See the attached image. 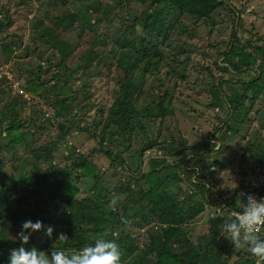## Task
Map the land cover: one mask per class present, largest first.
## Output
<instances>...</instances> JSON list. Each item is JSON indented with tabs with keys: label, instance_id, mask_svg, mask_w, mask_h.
<instances>
[{
	"label": "trees",
	"instance_id": "obj_1",
	"mask_svg": "<svg viewBox=\"0 0 264 264\" xmlns=\"http://www.w3.org/2000/svg\"><path fill=\"white\" fill-rule=\"evenodd\" d=\"M22 1L20 0L17 6H20ZM61 1L64 2L63 4L78 1L84 7L88 6L87 0ZM139 1L146 6L145 11L138 18H134V22L129 27H125L123 33H117L118 36L112 41L117 54H114V57L117 56V59L114 64L109 63V66L104 60L106 58L104 55L97 56L90 52V55L84 56L83 65L78 66L73 73H70L67 68L68 56L71 53L70 46L64 41L56 40L58 37L56 27L66 29L78 20H86L88 14H78L80 9L69 13L65 8L63 15L54 16L50 21H45L47 12L36 21L31 30L35 32L32 33L31 40L43 41L50 45L52 58H54L51 61H54L55 66L64 72V76H61L59 72L53 74L50 80L55 81L51 83L67 86L75 79L76 71H85L83 73L85 75L89 70L91 72L98 67H101V73L115 75L113 82L117 88L111 92L112 102L106 113L98 111L99 118L95 117L94 112L89 113L94 107L95 100L93 93L86 85H82L81 90L71 88L73 96L62 97L58 90L52 92L49 80L39 81L40 76H36L35 80L31 78L25 86L22 85V90L26 91V95L30 97L29 110L35 109L36 114L46 122L59 121L58 130L61 137L67 135L74 137V134L70 133L72 129L77 130V135H85V139L77 146L78 149H82L83 144L93 140V146L87 155L96 151V146H98V151L105 154L111 168L116 166L113 165L116 160L123 162L119 158L113 159L107 148L117 134L129 142L133 136H137L133 135L135 132L141 133L147 128L156 127L152 135L153 137L155 133H158L156 138L147 140L146 144L141 142L138 146L139 142H136L129 146L130 150L135 149V155L139 156L150 148L159 149L162 154L149 159L147 172H140L137 168L136 173H139V176L133 178L134 182L127 181L121 189L116 188L115 194L100 187L99 191L102 196L98 203L97 192L94 191L91 196L78 198L80 188L85 187L80 184L86 177L93 178L95 182L91 190H94L96 183L102 179V173L97 175L95 165L87 162L88 158L76 154L70 168L54 166L50 164L53 160L52 145L31 147L30 142L27 143L25 153L30 156L24 162L23 168L26 169L25 165L31 166L32 171H24L17 180H12L7 186H3L6 184V179L0 178V264H8L10 250L19 247L20 242L16 234L20 231L22 222L27 219L33 222L39 219L45 226L53 227L51 237H48L43 229L34 232L25 245L27 249L36 247L47 251L54 244V249H63L66 254L69 252L71 255L82 247L93 244L97 238L103 237L118 243L121 250V263L126 262L124 264H256L255 257L249 254L245 257L247 255L240 252L236 255L238 257L236 261L231 262L230 255L234 251L233 245L230 242L223 245L219 243L222 236L216 237L222 229L224 219L222 215H217V211L211 219H208L209 241L206 244H194L187 236V224L191 223L194 217L201 212L195 211L194 214L193 211H186L183 206H180L179 212L182 214L172 216L171 209L181 202V200L177 201L182 190L179 185L181 183L190 185L194 191L186 196L191 204L190 208L203 207L205 203L209 206L216 203L224 204L223 208L228 209V212L241 211L244 201L242 192L253 188L260 194H264V144L256 145L255 140H250L246 142L245 148L239 155L229 153L226 158L222 160L219 158L226 150L223 146L225 137L222 130L238 133L240 125L250 119L254 104L260 100L264 106V48L258 45L252 50L247 48L250 47V41L243 44L242 37L235 31L232 32L227 42L220 43V47L226 44V50L221 52V55L225 57L224 66L214 62L215 67L226 74L231 71L242 73L245 70H252L254 77L247 81L237 80L238 88L230 87L233 81H227L223 77L219 78L218 82H216L217 79L207 82L205 89L207 88L212 97L210 106L225 107L226 114L221 122L224 127L219 130L215 129L216 133L212 135L215 142L211 141L203 145L207 148L202 151L198 150L200 149L198 143L187 147L186 142L178 141L174 142L176 147L173 146L177 151L169 147L168 152L164 144L162 145L166 139L161 138L163 135L161 130L163 128L165 133L170 130L167 119L178 114L179 106L172 103L174 95L167 91L157 92L158 102L151 100L146 106H141L139 100L143 88L156 80L154 75L159 71L163 61L167 58L173 62L176 60V57L170 54L171 52L182 54L184 51V48L179 50L181 48L179 43L173 40L175 33L183 31V24H177L178 21L182 22L181 18L186 16L205 26L209 20L214 22L213 19L216 18L220 8L228 10L230 6L224 0ZM53 2L55 3V0ZM13 9L10 5L0 9V33L4 34L0 38V47L3 56L15 54L16 49H21L22 54L26 50L30 51L29 47L24 44L25 42L23 43L21 39L18 40L8 32L12 26ZM89 22L88 20L86 25L90 26L89 29H93L96 25H90ZM100 22L99 20L98 23ZM46 23H50V27ZM229 23L232 24L233 29L238 26L242 27V24L235 19L230 20ZM211 26L210 31L209 25L207 26L209 38L213 33L212 29L216 28V23L214 22ZM1 39L4 41L1 42ZM19 55L20 53L16 54V57L21 56ZM38 67V71L41 72L43 68ZM206 69L209 71V68ZM22 78L23 75L20 74L18 80ZM181 78H183L182 75ZM2 85L3 81L0 79V130L6 132L9 141L0 145L1 159L6 157L10 151L15 152L19 147L24 146L22 141L25 128L29 122L34 120L33 115H29V119H24L22 124L21 111L25 109L23 96L14 94L13 97L8 98L9 88H3ZM159 89L165 88L161 86ZM174 89L179 91L181 87L176 85ZM176 99L180 102L178 98ZM87 106L90 109L85 112ZM43 109L52 110L53 117L45 118ZM85 117L89 120L87 126L85 124L80 127V123L75 124L76 120L81 121ZM259 121L263 124L261 127H264V119H259ZM39 126L40 129L45 128L42 121ZM48 130L44 129V132L48 133ZM262 132L264 133V130ZM58 137L60 136L57 131ZM193 145L197 150L189 158L185 155L189 154L188 151L192 150ZM2 149H7V152L2 153ZM181 151L185 152L182 154ZM172 152L174 155H179L175 164L168 163V153ZM235 156V161L239 163L238 173L244 179H247L246 170L249 169L255 177H261L262 182L256 183L254 187L241 184L238 188L231 189L232 193L225 196L222 193L224 190L219 192L217 183L215 186L214 179H208L205 175L208 173L210 177L220 179L222 178V176L219 177L221 173L222 175L225 172L230 173L231 170L227 167L229 161ZM0 164L3 165L2 162ZM2 169L1 166L0 175H2ZM181 172L188 175L187 179L180 177ZM136 173L132 172L134 175ZM132 174L131 177H133ZM174 186H178L177 192H173ZM212 192L218 194L213 196ZM117 195L119 198L113 207L110 201L116 199ZM93 216L97 218L95 224L90 222ZM98 221H101L102 225L97 224ZM144 225L147 226L145 233L148 243L146 246H139V243L132 239L131 230L135 227L140 229ZM59 233H65L68 239L66 241L57 240ZM261 233L264 234V227Z\"/></svg>",
	"mask_w": 264,
	"mask_h": 264
},
{
	"label": "rangeland",
	"instance_id": "obj_2",
	"mask_svg": "<svg viewBox=\"0 0 264 264\" xmlns=\"http://www.w3.org/2000/svg\"><path fill=\"white\" fill-rule=\"evenodd\" d=\"M19 1L20 0H0V9L6 5H10V7L14 8L12 13V26L8 32L13 34L18 40L21 39L23 43L25 42L24 44L29 47L30 51L26 50L25 53L22 54L21 49H16L15 54H7L3 56L0 47V79L3 81V88H9L8 98L13 97L14 94H19L23 96L22 100H25V105L23 106L25 109L21 111L22 124L24 123V119H29V115H33L34 120L29 122L25 128L26 131H24L25 135L22 141L24 146L19 147L15 152L10 151L8 155L6 154V157L1 156L2 159L0 158V162L3 163V165L0 164V167H3L0 178L6 179V184L3 186H7L12 180H17L24 171H32L31 166L25 165L26 169L23 168L24 162H26V159L30 156L25 153L27 143L30 142L31 147H41L49 144L48 146L52 145L54 148L53 160L50 163L51 165L70 168L75 159V155L79 154L83 158H88L87 162L95 165V172L97 175L102 173V179L96 183L94 190H91V186L95 184L93 178L86 177L80 184L85 187L84 189L80 188V194H78V198H83L84 196H91L93 193L92 191L97 192V202L100 203L102 196L99 191L100 187L101 189L112 191V193L115 194L116 188L117 190L121 189L122 186H124L123 184L127 181H130L131 183L134 182L133 178L135 179L139 176V173H136L137 168L140 169V172H147L149 170V166L147 165L149 160H146L148 156L145 155L144 158L142 155L141 157L135 155L136 150H130L131 147L129 145L139 142V146L141 142L146 144L147 140L156 138L158 133H155L152 137L156 127L147 128L141 133L135 132L133 135L137 136H133L129 142L122 139L123 137H120V135L117 134L108 144L107 148L111 152L113 159L119 158L123 160V162L116 160L113 164L116 166L113 168L109 167L110 163L105 154L98 151V146H96V151H92V153L87 155L89 149L93 146V140H91L92 142H86L83 144L82 149H78L77 146L85 139V135H77V130L72 129L70 132L74 134V137L69 135L61 137L58 130L59 121L54 120L46 122L44 119L42 120L40 115L38 116L36 114L35 109L29 110L30 97L26 95V91L22 90V85L25 86L27 81L31 78L35 80L36 76H40L39 81L47 82L49 80V83L55 81L54 79H50L56 72H59L61 76H64L63 70L61 68L58 69L55 66L54 61H51L54 60V58H52V49L50 48V45L43 43V41L38 42L37 40H31V37L33 36L32 33H35L31 30L36 21L47 12L48 15L45 21H50L54 16L63 15L65 8L68 9L69 13L76 12L77 9H80L78 14H88L86 20H78L66 29L55 26L58 30V37L56 40L64 41L70 46L69 49L71 50V53L68 56L67 68L70 70V73H73L78 66L83 65L84 56L86 54L90 55V52L97 56L99 54L104 55L106 57L104 60L108 62L107 66H109L110 64H114L117 59V56H115L116 58L114 57L116 49L113 46L112 41L119 33L124 32L125 27H129L132 22H134V18H138L145 11L146 6L139 0H87L88 6L86 7L78 1H69L68 3L63 4L64 2L61 0H55V3L53 0H23L22 4L17 6ZM224 2L230 6V9L227 10L225 8H220L216 18L213 19L216 23V28L212 29L213 33L210 35V38L209 33L207 35V26L209 25L210 31L212 27L211 24H214L212 20H209V24L207 23L205 26L202 23H196L193 19L186 16L181 18L182 22H177V24H183V31L182 33H175L173 40H175L174 42L179 43L181 47L179 50L184 48V51L182 54L176 53L175 51L171 52L170 54L175 56L176 60L173 62L167 58L163 61L159 67V71L154 75L156 80L151 84H147L143 88L140 97L141 99L139 100L141 106H146L151 100L158 102V91H161L162 93L164 91H167L168 93L171 92V94L174 95V98L172 97V103L179 106L178 114H176L175 117L172 116L167 119L170 130L167 131V133L163 131V128L161 130L163 133L161 138L163 137L166 139L163 141L162 145L164 144V148L168 149V152L170 148L174 149L173 146L176 147L174 142L176 143L178 141L186 142L185 146L187 147L198 143V146L200 147L198 150L202 151L207 148L203 145H207L208 142L211 141L215 142L212 137V135L216 133L215 129L219 130L224 127L221 122L226 114L225 107L210 106V104H212V97L207 88L205 89L207 82H211L213 79H217L216 82H218V79L223 77L224 79H227V81H233L230 87L233 86L234 88H238L239 85L236 82L237 80L247 81L254 77V72L252 70H245L242 73L235 71H231L227 74L223 73L215 67L214 62L220 66H224L223 59L225 57L221 55V52L226 50V44L221 45L220 47V43L227 42L234 31L242 37L241 42L243 44L250 41V47L247 48L252 50L256 45L264 48V0H224ZM147 5H150V3H147ZM108 19L110 21H108ZM232 19L239 21L242 24V27L238 26V28L233 29L232 24L229 23ZM88 20L90 21V25H96L93 29H89L90 26L86 25ZM99 20L101 21L100 23H98ZM226 23L227 25H225ZM46 25L50 27V23H46ZM217 28L219 30H216ZM3 35V33H0V38H2ZM251 35L253 37H251ZM3 41L4 39H1V42ZM52 43L53 42H51V44ZM19 53L21 56L19 55L20 57H16V54ZM50 63L51 65H49ZM38 66L43 68L41 72L38 71ZM100 68L101 67H98L91 72H89V70V73L87 72L85 75H83L85 71H76L75 79L70 81L67 86H58L56 83H51V86L49 87L52 92L58 90L59 94H62V97H70L73 96L71 88L81 90V86L86 85L90 89V92L93 93L95 100L94 107L89 113L94 112V114H96L95 117L99 118L100 113L98 111L106 113L112 102L111 92L117 88L113 82L115 75L101 73ZM206 68H209V71ZM20 74L23 75L22 80H18ZM181 75L183 78H181ZM176 85L181 87L179 91L174 89V86ZM161 86H164L165 89L160 90L159 87ZM68 89L70 90L68 91ZM52 95L54 96L53 93ZM176 98L180 100L181 104ZM89 109L90 108L87 106L84 111L86 112ZM43 111L45 118L53 117L52 110L45 111L43 109ZM249 118V120L240 125L238 133H235L234 131L228 132L227 130H222L223 132L221 131L225 137L223 146L226 147V150L219 157L221 160L226 158L229 153L239 155L245 148L246 142L250 140H255L254 144L256 145L264 144V133L262 132L264 127H261L263 124L259 121V119H264V106H262V101L259 100L254 104ZM41 121L45 126L44 129H49L48 133H46V131L44 132V129H40L39 125ZM88 121V118L85 117L81 121L76 120L75 124L80 123V127L85 124L87 126ZM50 124H52V126ZM35 129L38 130L35 131ZM57 131L61 138H57ZM218 135L220 134L218 133ZM220 136L222 137V135ZM8 141L6 132L1 129L0 145L6 144ZM194 148L195 146L193 145L192 150H189V154L185 156L190 158L191 154L197 150ZM217 148L218 146L216 149ZM7 149H2L1 152L5 153L7 152ZM159 151L160 152L155 153L156 156L162 154L161 150ZM185 151H181L180 153L183 154ZM168 155V163L175 164V160L179 155H174V152L168 153ZM236 156L233 158L231 157L232 159L229 161L227 168L231 170L230 173L225 172L223 175L222 173L219 175V177L222 176V178L218 179V177H210L208 173L205 175L208 179H214L215 186H219V192L224 190L222 193H224L225 196L232 193L230 191L231 189L234 190L241 186V184L254 187L256 183L261 182V177H255L250 173L249 169L246 170L247 179H244L238 173L239 163L235 161ZM123 163L124 166H122ZM131 171L136 173V175L132 174ZM131 174L133 177L130 176ZM187 176V174L180 173L181 178L187 179ZM149 184H151L150 181ZM179 185L182 190L177 201L179 202L181 200V202L177 207L171 209L172 216L182 214L179 212L180 206H183V209H186V211H193L194 214L195 211L201 212L194 217L191 223L187 224V236L194 244H206L210 238V235H208L210 234V224L208 223V219H211L215 211L218 212L217 215H222L224 217L229 214L228 209L223 208L224 204L219 205L216 203L211 205L212 207L205 203L203 207L194 206L190 208L189 205L191 204L186 196L187 194L194 193V191L190 185L187 186L184 183ZM177 189L178 186H174L173 192H177ZM213 193V196L218 194L217 192H212V194ZM118 198L119 196L117 195L115 200ZM121 198H123L122 195ZM230 213L234 212L230 211ZM96 219L97 218L93 216L90 222L95 224ZM141 220L144 221V219ZM97 224L102 225V222L98 221ZM145 230H147V226L145 225L140 229L135 227L131 230V237L139 243V246H146L148 243ZM219 236L220 231L216 237ZM219 243L225 245L224 243L228 244L229 241L222 237ZM51 247L54 249V244H52ZM52 248L48 249L46 252L50 253ZM233 248L234 251L230 255L232 258L231 262L236 261L238 258L236 255L239 252L251 256L246 248H236L234 246ZM67 255L70 256V253L67 252ZM245 257H248V255Z\"/></svg>",
	"mask_w": 264,
	"mask_h": 264
},
{
	"label": "clouds",
	"instance_id": "obj_3",
	"mask_svg": "<svg viewBox=\"0 0 264 264\" xmlns=\"http://www.w3.org/2000/svg\"><path fill=\"white\" fill-rule=\"evenodd\" d=\"M157 152L160 151L156 148L146 149L142 157L145 158L147 155L148 161L153 159ZM260 181L262 182V178ZM116 203L115 199L110 201L113 207ZM235 211L237 210L231 212ZM223 218L220 235L234 247L246 248L256 258V264H264V234L260 231L264 227V197L257 200L254 195H248L246 202L243 201L241 211L229 212ZM41 229L48 237L52 236L53 227L45 226L39 219L35 222L31 219L22 222L20 231L16 234L20 244L19 247L10 250L8 264H121V250L118 243L103 237L97 238L93 244L82 247L70 256L63 249L52 248L50 253L36 247L27 249L25 245L31 235ZM67 239L65 233H59L57 236L59 241Z\"/></svg>",
	"mask_w": 264,
	"mask_h": 264
},
{
	"label": "built area",
	"instance_id": "obj_4",
	"mask_svg": "<svg viewBox=\"0 0 264 264\" xmlns=\"http://www.w3.org/2000/svg\"><path fill=\"white\" fill-rule=\"evenodd\" d=\"M248 195H254L257 200H259L261 197H264V194H260L255 189H250L248 191L242 192V196L244 198V202H246ZM236 212H238V211H235L234 213H236ZM262 229H263V227L260 229L261 232H262Z\"/></svg>",
	"mask_w": 264,
	"mask_h": 264
}]
</instances>
